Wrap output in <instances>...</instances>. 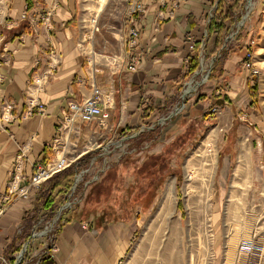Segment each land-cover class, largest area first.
Listing matches in <instances>:
<instances>
[{"label": "crops", "instance_id": "1", "mask_svg": "<svg viewBox=\"0 0 264 264\" xmlns=\"http://www.w3.org/2000/svg\"><path fill=\"white\" fill-rule=\"evenodd\" d=\"M137 2L143 10L128 18L124 29L117 35L119 43L125 42V52L122 51L116 65L110 61L99 64L92 48L84 52L82 22L85 18H80L79 0H0V35L3 37L0 43V75L4 79L0 84V106L11 100L16 104L13 112L16 116L26 112L27 92L34 74L46 68L51 52L60 58L57 74L47 82L42 92L35 95L45 105V115L34 114L26 120L12 123L0 119V264L4 259L13 260L31 237L36 221L43 218V195L55 184L53 178L58 175L45 182L38 192H32L28 199L10 196L11 173L23 148L25 154L21 163L27 183L37 164L64 155L73 161L76 168L79 166L74 189L85 167L101 159L106 152L105 146L112 144L119 129H145L153 124L158 113L176 104L181 88L199 70L189 75L192 54L198 55L201 67L205 53L215 52L217 35L210 37L206 50L202 51L197 42L209 37L208 25L212 22L209 23V14L215 21L217 0ZM47 11L52 12L50 30L45 24L39 23L34 27L21 19L25 12L37 16ZM97 15L92 23H96ZM134 26L140 30L136 51L142 53V59L137 71L129 72L119 66L127 63L126 41L129 29ZM228 28L222 34L223 41ZM189 36L196 38L193 51L187 41ZM245 54L246 48L231 52L220 61L218 66L222 71L210 77L213 84L207 88L210 94L201 98L204 101L200 100L195 107L207 101L216 107L222 98L236 104L247 101L254 78H250L243 67ZM217 83H221L220 88ZM222 84L229 86L222 89ZM94 86L105 93H114L106 127L100 126L98 121L79 124L75 126L78 132L67 128L66 136L63 134L55 143L61 136L63 112L68 101L72 98L79 102L87 100L92 96ZM240 99L242 102L238 101ZM150 169H153L151 163ZM206 175L208 173L203 170L201 176ZM207 210H199V217L203 220ZM117 216L113 219L104 214L100 218H76L63 214L56 239L59 251L48 259L49 264H122L137 240L136 232L140 225L135 218ZM207 216L209 219V214ZM220 220L217 211L213 222V249L208 252L210 264H263L262 253L242 255L238 252L241 242L236 247L231 239L221 236ZM47 245L46 240L40 244L35 241L31 244V253L36 255ZM199 264L204 263L199 260Z\"/></svg>", "mask_w": 264, "mask_h": 264}, {"label": "rangeland", "instance_id": "2", "mask_svg": "<svg viewBox=\"0 0 264 264\" xmlns=\"http://www.w3.org/2000/svg\"><path fill=\"white\" fill-rule=\"evenodd\" d=\"M79 2L80 18H85L84 52L92 48L99 64L114 62L125 49L124 40L119 43L117 35L140 3ZM229 9L233 16L228 18ZM96 15V23H92ZM214 15L215 21L229 27L226 38L233 35L226 49L219 50L225 39L215 52L205 53L202 66L181 88L176 104L158 113L151 128L119 129L101 159L85 167L78 191L74 188L69 193L72 204L63 214L76 218L104 214L110 219L120 215L138 220L137 240L122 264H199V260L210 264L208 252L213 249L217 211L221 236L236 247L251 240L259 247L264 264V0H225ZM252 41L260 75L253 79L247 101L240 99L242 104H236L222 98L216 104L222 115L213 114L215 105L208 101L195 107L210 94V77L222 71L219 60L228 52L249 47ZM198 83L185 97L191 84ZM228 86L222 84V89ZM243 156L247 167L242 166ZM203 170L206 177L201 176ZM167 197L170 206L163 207ZM203 209H208L205 220L199 217Z\"/></svg>", "mask_w": 264, "mask_h": 264}, {"label": "built area", "instance_id": "3", "mask_svg": "<svg viewBox=\"0 0 264 264\" xmlns=\"http://www.w3.org/2000/svg\"><path fill=\"white\" fill-rule=\"evenodd\" d=\"M142 8L141 4H137V8L133 10V15ZM52 12H45L38 14L37 16H32L28 12L22 14L21 19L23 21H28L30 25L36 27L39 23L45 24L50 30ZM213 19V15L209 14V23ZM243 24V23H242ZM238 31L236 32V34ZM233 36V35H232ZM230 35L226 38V42L223 45V49L226 48L228 41L232 40ZM140 37V30L138 27H132L129 29L128 38L126 41L128 60L126 65H120L119 68H125L129 72H136L138 63L142 59V53L137 52L136 48L138 46V40ZM3 41V37L0 35V43ZM189 42L190 49L195 50L196 38L194 36H189L187 38ZM205 40L201 42L200 47L203 51L205 47ZM255 42L252 41L249 45V50L244 56L243 67L248 71L250 78H255L260 75V70L255 62V54L253 51ZM50 60L46 65L45 69H39L33 76V81L27 92V110L20 116H16L13 112L16 109L15 102L11 100H6L0 106V119L5 123H12L16 120H26L34 114L45 115L46 109L45 105L38 99L35 98L37 93L44 90L47 82L57 74L60 66V58L56 53L51 52ZM117 65V61L114 60ZM2 64L0 63V70ZM4 81L3 77L0 75V84ZM113 92L105 93L100 87L94 86L92 90V96L84 101H77L76 99H70L67 103V109L63 112V119L61 122V136L55 140L58 143L63 137L66 128L75 130V126L79 124H89L95 121L99 122V125L106 127L107 121L110 118L111 105L113 104ZM211 112L213 114L222 115L223 110L220 107H213ZM25 154L24 148L21 154L17 157L18 162L11 173V181L9 183V195L16 197H21L23 199H28L32 192H38L43 184L53 178L55 175L67 170L71 167L73 161H71L66 156L52 158L47 162H42L37 164L34 172L29 179L28 183L26 181L25 175L22 169L21 160ZM94 161L91 162L93 164ZM85 172V170L83 171ZM72 201L69 197L68 202L57 211V213L51 219H40L36 222L32 235L24 242L19 252L16 254L13 260H2L1 264H46L44 259H51L55 257L59 251L58 245L56 243L57 235L60 231V223L62 221V214L65 209L71 206ZM43 226V228L41 227ZM45 239L47 246L38 254L31 253V244L38 239ZM238 252L242 255L251 256L260 253L259 247L251 241H243L238 247Z\"/></svg>", "mask_w": 264, "mask_h": 264}, {"label": "trees", "instance_id": "4", "mask_svg": "<svg viewBox=\"0 0 264 264\" xmlns=\"http://www.w3.org/2000/svg\"><path fill=\"white\" fill-rule=\"evenodd\" d=\"M224 2L225 0H220V2L218 3V9L222 7ZM227 14H229V16L227 15L228 18L233 16L231 9H229ZM217 21H214V22L212 21L208 25L209 37L205 41V48H204L205 50L207 49V46H208V40L213 35H217V39H216V43H215L213 51L218 49L220 44L223 42L222 34L226 29L225 23L223 22L219 23V21L218 22ZM200 44H201L200 42H197L198 47H200ZM246 49L248 51L249 47H246ZM229 53L230 52H228L226 55H228ZM219 63H220V60L217 65H219ZM199 67H200V62H199L198 55L192 54L190 56L189 75L194 74L199 69ZM212 76L215 77L214 74ZM255 90L253 89L254 91L253 93H255ZM76 169L79 170V166H77L76 168V166L73 164L66 171L58 174L57 176L53 178V180H55V184L51 185V187L48 188L45 194L43 195L44 203L42 207L43 211L41 210V212H43L42 217L44 219L46 218L49 220L50 218H52L57 213L59 208L66 203L69 193L72 191L75 185V177H76V171H77ZM78 189H79V186H76L75 192H77ZM178 209L181 210L180 207H178ZM44 262L46 264H49L48 259H44Z\"/></svg>", "mask_w": 264, "mask_h": 264}, {"label": "bare ground", "instance_id": "5", "mask_svg": "<svg viewBox=\"0 0 264 264\" xmlns=\"http://www.w3.org/2000/svg\"><path fill=\"white\" fill-rule=\"evenodd\" d=\"M205 79V78H204ZM199 86V83L195 86L194 84H191V86L189 87V89H187L188 91L184 94V96L185 97H187V95H189L190 93H192L193 91H195L196 90V88ZM180 110V109H179ZM179 112V111H178ZM67 129V128H66ZM242 161H243V163H242V166H246L247 165V161H246V158H245V156H243V158H242ZM210 162H211V159H208L207 161H206V164H207V170L208 171H210L211 170V165H210ZM247 167V166H246ZM245 167V168H246ZM241 172V171H240ZM170 191H171V189H170ZM170 191H168L169 193H170ZM172 194V193H171ZM168 203H170V197H167V200H166V202L164 203V205H163V207H166V205L167 206H170V204H168ZM173 203V202H172Z\"/></svg>", "mask_w": 264, "mask_h": 264}, {"label": "water", "instance_id": "6", "mask_svg": "<svg viewBox=\"0 0 264 264\" xmlns=\"http://www.w3.org/2000/svg\"><path fill=\"white\" fill-rule=\"evenodd\" d=\"M79 178V177H78ZM78 178L76 179V182H78Z\"/></svg>", "mask_w": 264, "mask_h": 264}]
</instances>
